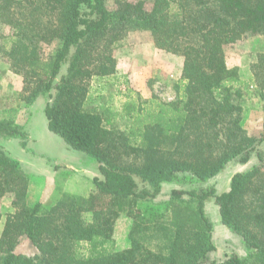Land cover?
Here are the masks:
<instances>
[{"label":"trees","instance_id":"1","mask_svg":"<svg viewBox=\"0 0 264 264\" xmlns=\"http://www.w3.org/2000/svg\"><path fill=\"white\" fill-rule=\"evenodd\" d=\"M0 0V24L10 34L0 54L23 78L22 99L44 98L49 130L98 162L85 195L62 192L48 204L32 202L31 175L0 146V200L12 195L0 234V264H264V128L244 137L250 86L264 93V52L242 78L225 47L264 35V0ZM148 3L151 7L148 8ZM151 32L159 49L184 57L173 102L157 96L129 103L122 129L85 102L90 81L117 71L114 51L131 31ZM58 47L47 57L46 44ZM30 139L26 124L0 118V140ZM262 165L235 173L228 190L163 186L182 176L209 180L231 161ZM241 235L246 256L211 257L214 223ZM132 221L128 246L117 248V220ZM2 214L0 213V224ZM34 254L18 251L22 239Z\"/></svg>","mask_w":264,"mask_h":264},{"label":"rangeland","instance_id":"2","mask_svg":"<svg viewBox=\"0 0 264 264\" xmlns=\"http://www.w3.org/2000/svg\"><path fill=\"white\" fill-rule=\"evenodd\" d=\"M110 9L116 7L115 0H107ZM148 3V8L151 7ZM10 34L9 27L0 24V40ZM58 47L56 43L46 44L42 55L47 57ZM229 66L238 67L241 76L248 81L251 78V68L257 56L264 52V35H249L225 47ZM117 61V71L106 77H94L90 81L85 107L99 111L110 117L122 129L129 117V103L136 99L144 100L157 96L165 102H173L180 96L178 86L181 80L184 57L163 49H159L151 32L146 30L131 31L127 38L114 51ZM246 99L244 113L243 136L259 137L264 128V93L256 92L250 86ZM23 93V78L10 69V65L0 54V118L15 117L21 124H26L30 139L23 143L18 139L0 140L2 146L12 157L21 161L23 167L31 175L29 196L32 202L45 201L48 204L55 197L65 192V179L59 177L72 175L75 179L73 192L79 195L88 194L93 187V176L98 171V162L90 155L69 147L57 134L48 127L44 107L46 100L39 98L33 104L26 103L21 97ZM264 152V142L259 147ZM51 166L50 170L48 169ZM257 165H262L256 153L248 163L229 162L216 176L205 182L188 184L182 176L163 186V193L157 200H163L173 188H215L218 193L228 190L232 176L237 172L247 171ZM54 166V167H52ZM48 167V168H46ZM44 193V194H43ZM12 195H6L0 200L2 221L0 234L7 213L13 211ZM207 214L214 223L213 240L216 250L211 257L217 261L230 255L246 256L248 249L243 237L223 225L218 207L212 201L206 207ZM131 219L122 215L116 223L115 238L117 248L128 244V233ZM18 251L34 254L36 248L23 238Z\"/></svg>","mask_w":264,"mask_h":264},{"label":"crops","instance_id":"3","mask_svg":"<svg viewBox=\"0 0 264 264\" xmlns=\"http://www.w3.org/2000/svg\"><path fill=\"white\" fill-rule=\"evenodd\" d=\"M49 166V165H48ZM52 167H54V166H52ZM46 168H48V167H46ZM50 168H51V166H49V170H50ZM57 169H55V171L54 172H56V174H58V176L59 177H63V179H65V182L63 183V185H62V187H63V190H65L66 192H69V193H73V194H77V193H74L73 192V189H74V184H75V179H74V177L72 176V175H68V176H61L59 173H57V171H56ZM98 175V172L96 171L95 172V174H94V176H97ZM93 176V177H94ZM44 194V193H43ZM85 195V194H84ZM40 201H41V199H40ZM43 202H45V201H43ZM214 241V240H213ZM215 244V243H214ZM126 246H128V244L126 245ZM125 246V247H126ZM124 247V248H125ZM122 249V248H121Z\"/></svg>","mask_w":264,"mask_h":264}]
</instances>
